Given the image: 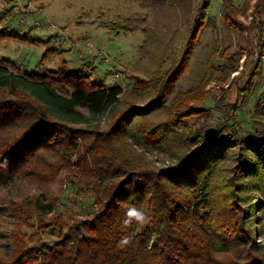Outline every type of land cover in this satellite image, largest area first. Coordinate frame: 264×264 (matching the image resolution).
Returning <instances> with one entry per match:
<instances>
[{
	"label": "trees",
	"instance_id": "16d2710c",
	"mask_svg": "<svg viewBox=\"0 0 264 264\" xmlns=\"http://www.w3.org/2000/svg\"><path fill=\"white\" fill-rule=\"evenodd\" d=\"M234 9L223 4L220 13L229 20ZM196 19L200 23L203 16ZM197 22L178 64L157 76L159 81L130 77L131 93L151 94L118 112L123 87L91 80L94 66L87 68L89 61L73 70L27 71L0 56V90L5 92L0 96V132L18 128L0 143V185L25 172L41 186L50 184L77 153L75 164L84 177L78 178L76 193L84 184L92 195L79 213L84 218L69 225L63 212L53 214L60 195L42 190L28 198L32 211L27 220L34 212L47 226L36 230L37 237L20 234L21 244L0 264H264V244L254 241L252 232L255 218L264 220V130L241 132L236 104L227 122L217 120L212 126L207 120L178 139L182 121L205 110V91L195 87L177 92L180 106L169 117L150 119L170 106L196 44ZM5 28H0V39L8 35ZM261 30L264 40L262 25ZM215 108L220 114L228 111ZM108 113L112 120L105 129L92 126ZM224 124L229 127L222 128ZM179 143L185 148L177 165L147 167L141 150L171 155ZM227 157L232 167L218 181V163ZM94 175L98 182L88 178ZM130 207L142 209L149 222L126 226ZM47 213L52 214L46 218ZM228 251L233 255L217 254Z\"/></svg>",
	"mask_w": 264,
	"mask_h": 264
},
{
	"label": "rangeland",
	"instance_id": "374dc122",
	"mask_svg": "<svg viewBox=\"0 0 264 264\" xmlns=\"http://www.w3.org/2000/svg\"><path fill=\"white\" fill-rule=\"evenodd\" d=\"M205 2L208 4L203 15L199 14ZM223 4L235 8L229 20L220 13ZM198 16H203L200 23ZM261 20H264V0H0V28L5 26L8 32L0 39V56L10 58L15 68L27 71L58 67L73 70L89 61L86 67L94 66L91 80L107 85L119 83L123 87L121 102L114 110L118 112L130 102L142 103L151 94L131 93L130 77L158 80L166 69L176 67L198 21L196 44L170 95V106L150 119L169 117L180 106L174 99L177 92L195 87L205 91L202 101L205 110L202 115L186 117L175 137L187 135L190 129L206 124L207 120L212 126L217 120L227 122L226 116L236 104L239 130L258 132L264 130V40L261 39L264 21ZM125 23L133 29L124 30ZM156 89L157 86L153 90ZM4 94L0 90V96ZM221 106L228 111L220 114L215 107ZM111 120L112 113H108L91 124L103 130ZM17 129L0 132V143ZM182 145L175 146L178 151L173 150L171 155L146 149L141 152L148 168L175 166L185 148ZM46 156L56 159L51 153ZM76 156L77 153H72L69 165L60 168L50 184L41 186L25 172L0 185V258L13 253L14 247L21 244L22 234L37 237L36 230L47 226V221L34 212L28 220L25 217L32 211L27 205L28 198L42 190L51 196H61L53 214L63 212L68 225L84 218L79 213L91 202L92 195L85 192L84 184L76 193L77 180L84 177L80 166L75 164ZM232 164L228 157L218 163V181L224 178L223 174L228 175ZM88 178L99 181L96 175ZM51 214L44 216L48 218ZM253 225L254 241L264 244L262 215L255 218ZM217 254L233 255L229 251Z\"/></svg>",
	"mask_w": 264,
	"mask_h": 264
},
{
	"label": "clouds",
	"instance_id": "9594fccd",
	"mask_svg": "<svg viewBox=\"0 0 264 264\" xmlns=\"http://www.w3.org/2000/svg\"><path fill=\"white\" fill-rule=\"evenodd\" d=\"M135 222L138 226H144L149 222L147 214L140 208L130 207L125 211V219L123 223L126 226L132 225ZM125 242L127 238H124Z\"/></svg>",
	"mask_w": 264,
	"mask_h": 264
}]
</instances>
